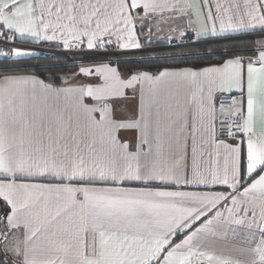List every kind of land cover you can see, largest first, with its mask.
Listing matches in <instances>:
<instances>
[{"label":"snow or ice","instance_id":"1","mask_svg":"<svg viewBox=\"0 0 264 264\" xmlns=\"http://www.w3.org/2000/svg\"><path fill=\"white\" fill-rule=\"evenodd\" d=\"M0 57V264H264V0H0Z\"/></svg>","mask_w":264,"mask_h":264},{"label":"trees","instance_id":"2","mask_svg":"<svg viewBox=\"0 0 264 264\" xmlns=\"http://www.w3.org/2000/svg\"><path fill=\"white\" fill-rule=\"evenodd\" d=\"M254 41L255 40L253 38L248 37L245 42L251 44V43H254ZM204 47H211V48L215 49L217 52H219V51L223 50L224 48L231 47V45L229 43H217V44H209V45H203L200 43L197 45L185 46V47H180V48L159 49V50L152 52L150 54L143 53V54H138V55H134V56H136V57H142V56H147V55L163 56L166 54L165 50L176 51V52H188V51H200ZM70 57L71 56L67 55V54H55V55L50 56V57L37 55L30 60L24 61V63L35 65V67L24 68V69H20V70L35 72L38 75H46V74H51V73H55L57 75H64V74H67L69 72L75 71V68L72 67L71 65L63 66L65 63L68 62ZM219 58H220L219 56H216V57H205L204 59H205V61H207L209 59H219ZM56 62H60L61 66H46V65H52ZM4 63H7V61L5 60V58L0 57V65H2ZM160 63H191V61H183V62L164 61V60L149 61L146 66H155V65L160 64Z\"/></svg>","mask_w":264,"mask_h":264},{"label":"built area","instance_id":"3","mask_svg":"<svg viewBox=\"0 0 264 264\" xmlns=\"http://www.w3.org/2000/svg\"><path fill=\"white\" fill-rule=\"evenodd\" d=\"M197 44H200V42L198 41H195V40H190V39H187L185 38V40L183 41H180V40H177L175 41V45L177 46H174V45H170L168 43L166 44H160V45H149L148 47L149 48H154V49H167V48H180L178 45H184L183 47L185 46H193V45H197ZM31 48H33L35 50V52L39 53L40 56H45V57H50V56H53L55 54H68V53H71L70 51H67V50H63V49H59L57 47H51V46H48V45H36V46H29ZM138 54H143L141 52H134V53H131L129 55H138ZM125 58H129L128 56H125Z\"/></svg>","mask_w":264,"mask_h":264},{"label":"crops","instance_id":"4","mask_svg":"<svg viewBox=\"0 0 264 264\" xmlns=\"http://www.w3.org/2000/svg\"><path fill=\"white\" fill-rule=\"evenodd\" d=\"M160 35H163V33H161ZM248 37H251V38H253L254 40H257V39H260L261 38V35L259 34V33H252V34H249V36ZM167 42H160V43H153V45H160V44H166ZM48 45V46H51V47H56L54 44H51V43H47V42H45V43H38V44H29V46H36V45ZM58 48V47H57ZM13 59H17V58H13ZM56 83H59V81H55ZM221 190H223V189H221ZM8 255H10L11 256V254L9 253ZM13 259H15L14 257H13Z\"/></svg>","mask_w":264,"mask_h":264},{"label":"rangeland","instance_id":"5","mask_svg":"<svg viewBox=\"0 0 264 264\" xmlns=\"http://www.w3.org/2000/svg\"><path fill=\"white\" fill-rule=\"evenodd\" d=\"M165 49H166V48H165ZM167 49H168V48H167ZM37 55L40 56V54L36 52V56H37ZM67 55H70L72 58H75L77 61L79 60V57H78L75 53H73V52L68 53ZM1 58H3V57H1ZM12 59H13V58H12Z\"/></svg>","mask_w":264,"mask_h":264},{"label":"water","instance_id":"6","mask_svg":"<svg viewBox=\"0 0 264 264\" xmlns=\"http://www.w3.org/2000/svg\"><path fill=\"white\" fill-rule=\"evenodd\" d=\"M10 256V255H9Z\"/></svg>","mask_w":264,"mask_h":264}]
</instances>
